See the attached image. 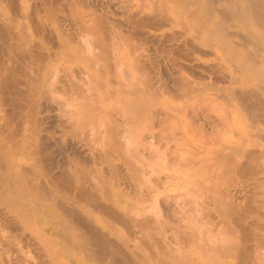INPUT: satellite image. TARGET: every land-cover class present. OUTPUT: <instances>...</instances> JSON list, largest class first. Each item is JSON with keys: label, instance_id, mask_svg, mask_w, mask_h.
<instances>
[{"label": "rangeland", "instance_id": "1", "mask_svg": "<svg viewBox=\"0 0 264 264\" xmlns=\"http://www.w3.org/2000/svg\"><path fill=\"white\" fill-rule=\"evenodd\" d=\"M164 1L165 0H161L159 2V5H160L159 6L157 4L158 2L155 3V0L153 1L141 0L140 3H138V0H131V2L129 0L128 1L127 0H120V1L119 0H116V1L114 0L113 1L112 0H15L14 1L13 0L12 4H11V1L9 0H0V3H1L0 10L6 13L8 12V14L10 13L12 15V18H13L12 28L13 29L15 28L14 31L16 32V34L20 33V35L16 36L15 38L16 41L15 40H14L15 42L13 41L14 47H12L11 49L15 51L23 50L22 48L25 49V48L34 47L35 49H37L36 54L32 55V57L28 56L26 58V61L28 62V64L27 62H25V65L27 64L26 72L23 69L24 67L21 66L22 67L21 69L23 70L21 71L20 77H24L23 74L25 75L27 73V75H30L33 78H37V79L41 78V80L45 78L43 81L45 82V84L46 83L48 84V85L46 84L47 86L46 85L45 86L47 89L50 88V90L46 89L45 92H40V93H37L36 95H33V98H31L29 102H26V101H24L25 103L22 102L21 104H24V105H20L21 106L20 108H22L23 111L22 109H18L19 115L17 114L16 109L14 110V106L13 104H11V101L9 99H8L9 101L2 100L4 103L2 102V104L0 105V108L1 109L3 108V110H1L0 112L2 113L4 111L3 115L5 117L8 116L6 118L8 120L7 121L8 123L6 125V123L4 122L5 123L4 125H6V127L12 126V128L15 126L14 128L17 131L16 132L17 139L22 136L19 139L23 140V142L20 140L19 141L16 140L18 141V143L17 142L15 143L16 145L13 143V144H10L11 146L9 145L8 147L4 149L5 153H7L5 155H9L8 157L6 156V159L10 161V157H11L13 158L12 162L15 163V166H14V163L11 164V167L9 166L10 171L11 169H13L16 174V173L21 172V170H23L22 168H25L26 174L27 175L29 174V175L25 176V178L23 179V182L25 180V183H26V179L30 178L28 179V181L32 182L33 186L36 185V188L40 187L38 185H41V187H44L42 188V190L44 189L42 194L40 193V195H43L44 198L43 200H39L37 197L38 195H36L38 194L39 190L38 191L34 190L31 187L30 182H29L30 184L29 183L25 184V186L27 185L28 188L31 187L30 188L31 190L29 191L32 194L33 198H31L32 196L31 197L27 196L30 198L23 202L20 201L18 205H15L13 207L11 206L12 208H10L7 205H4L6 194H4L3 192V195H2L3 190L0 189L1 191L0 192V237H1L0 238L1 239L0 240L1 242L0 243V247H1L0 254H2V256L0 257V261L2 259H3L2 261H5L0 264H10V263L13 264V261H14V264H48V262L50 261L51 262L49 264L51 263L52 264L53 263L54 264H61V263L62 264H65V263L66 264H74V263L75 264H90V263L91 264H102L104 263L103 262L104 258L105 260L108 259L107 257H105V255L102 256L98 254V252L92 250L90 246L83 247V246L78 245V241H79L78 238L80 235H77V233L79 230L85 231V229H87L86 226L88 225L90 226V228L91 227L96 228V229L98 228L97 230L100 231V233L103 232L102 235L103 236L105 235L113 246L115 243L118 245V246L116 245L117 247L122 246L123 248L122 247L120 248H122L125 251L126 256L132 260L133 264H157V263L158 264H186V263L187 264H206V263L212 264L213 262L214 264H240V262L242 264H246L245 262H243L244 254L241 248L243 246L248 247V244L250 243L251 244L249 246L255 245L254 243L258 244L257 241L255 242V238L260 235L262 238V236L264 235V225H263L264 224V209H263L264 206H262L264 205V184H263L264 183V173H263L264 171H261V169L259 170V168H256L257 166L256 164H258L259 161H260L259 163L260 165H263L264 163V127H263L264 126L263 125L264 115L257 114L256 116L258 117V120L260 119L259 117H261V120L258 121L257 117L252 115L254 113L250 112L247 108H245L244 110V106L239 102L237 98H235L230 93L231 89H240L239 88L240 86H246L250 82L244 75H242L244 74L243 73L244 71L243 69L241 71V66H240V62L238 58L239 56L237 57V59L236 57L234 59L224 58L221 56V54H219L221 50L219 49L218 46H214L210 44L211 46H213V47H210V45H208V43L206 42L204 45L203 39L202 38L200 39L202 34L200 32L199 25H203L204 23L203 26H205V24L208 23L210 18L220 16L219 12L215 10L213 11L211 15H204L203 10L205 6H204L203 0H196L193 3L192 2L186 3L184 2V0H179L181 1V5L186 4L188 6L187 10L188 12H190V13L187 12L186 17L187 15H190V16H188V18H186L185 20L187 21L190 20L189 18H192V16L194 18V20H192L193 19L192 18L189 21V22L194 21V23L188 24L187 21L185 20L184 22H179L176 20L177 19L175 15L176 13L174 14V12L179 6H181L179 5L178 0L177 2L174 0L172 1L167 0V2L163 3ZM152 2L155 3V4L153 3L154 5L157 4L156 6H158V8H154L152 6L153 5ZM132 3L134 4L132 5ZM137 4H139L140 6L142 4V7L140 8L139 5H138L139 7L136 6ZM143 4L145 5L144 7L148 6L149 9L143 8ZM173 4L176 6L175 10L172 9L174 8ZM167 5H169L168 6L169 8L167 7ZM164 6H166L168 9ZM217 6H220V5L217 4ZM137 7L138 9H136ZM151 8L152 9L154 8L153 9L154 12L151 10ZM155 9H156V12H155ZM129 10L132 12H130ZM147 10H148V13H147ZM171 10L173 11L171 12ZM24 11H27V12H24ZM167 13L169 14L168 16H166ZM144 14L147 17H149L150 15L149 20H148L150 21L149 24L144 25L141 30L134 28L129 18L137 17V15L138 17L143 18V17H146ZM93 19L97 22L93 21ZM173 19L175 20V22ZM197 19L199 20L197 21ZM200 19H202L201 20L202 22L200 21ZM171 20L174 23L173 22L171 23ZM22 22L23 24L21 25ZM107 22H108V28L106 25ZM177 22L179 24L181 23L183 27H181V24L179 25ZM197 22H199V24ZM96 23H98L99 25ZM93 24L95 25V27L93 26ZM111 24L112 26L114 25L113 29L110 28L112 27ZM97 25L99 28H97ZM157 25H160V26H157ZM251 26L249 25V28ZM152 27L153 29H151ZM230 27L232 31L243 30L242 26L236 23V21H234L233 24L228 25L229 30H230ZM18 28H21L22 30ZM106 28L107 30L105 31ZM178 28L179 30H177ZM253 28H254V25L252 26L251 29L257 32L260 31V27H257V30H255L256 28L254 29ZM171 30L173 31V34ZM114 31L116 34L114 33ZM195 32L197 33L195 34ZM211 33H213L212 36H214L215 33L214 32H211ZM24 34H26L27 36ZM111 35H114L113 36L114 38L112 37L113 39L111 38ZM121 35L123 36V38ZM169 35H172V36H169ZM234 35H232L231 38L233 42H236V46L238 47L242 43H239L238 40L240 38L236 34ZM103 37L104 39H102ZM196 38H199V40ZM86 39L87 41L89 39V42H86L85 41ZM110 39L112 40L111 42H110ZM118 39H120L121 41ZM21 40L23 41L21 42ZM114 41L116 43H114ZM166 41L168 43H166ZM104 43L109 46V48H107V51H108L107 54L109 55V58H111V60L110 59L109 60L114 62L115 64L114 65L112 62H110L111 66H109L110 69L108 68V70H107V66L105 65V62H103V58L101 57V54L105 52V51H101L106 46ZM136 43H137V46H135ZM0 44H1V41H0ZM113 45L114 46L116 45L118 47L116 51L114 50ZM175 48L176 49L178 48V49L176 50ZM239 48H241L240 49V51L242 50L241 52L239 51L238 48L236 50L242 54L244 52L243 49L245 50L247 48V45L244 46V48H243V45H241V47ZM124 50H127V51H124ZM121 51H124V52H121ZM118 52L121 55L120 56L121 59L119 57L120 61L117 58V56H119ZM209 52H210V55H208ZM114 53L115 54L117 53V55H115ZM189 53L192 55L190 56ZM203 53L204 55H201ZM94 55L96 56L97 59H95ZM216 55L218 56V58H215ZM160 57L162 58L160 59ZM230 59H232L231 60L232 62L230 61ZM213 60L214 62H212ZM117 61H119L118 65L121 63L122 65L121 67H124V68H120V70L125 71V72H120L119 70L113 69L116 67ZM92 62L95 64H93ZM190 62L191 63L193 62V63L191 64ZM202 62H204V64ZM7 63L11 64V62L8 60L6 61V64ZM173 63L175 64L172 65ZM188 63H190V65ZM198 64L201 66H199ZM112 65H114L115 67ZM224 66H225V70H224ZM234 66L236 67L233 68ZM94 68H97V69H94ZM93 69L95 71L92 72L91 70ZM232 69H233V72H232ZM97 70H99L98 71L99 75L101 74V77H99V75L96 76L98 80H96V78H94V76H92V74L90 73V72L92 73L96 72L98 74ZM234 70H235V73H234ZM236 70L238 71L236 72ZM201 71L203 72L201 73ZM85 72H87V74L89 73L88 76H86L87 74ZM239 72H242V73H239ZM120 73H121V76L119 75ZM227 73L229 75H227ZM233 73L234 75H238L237 76L238 78L236 80H234L233 77H231ZM82 74L84 77H82ZM239 74L244 76V78L239 76ZM141 75H142V78H141ZM144 75L146 76L145 78H144ZM147 75H148V78H147ZM47 76L48 78L46 79ZM80 76L82 78H85L86 76V78L82 79L80 78ZM109 78L112 82L109 81ZM177 78H180V79H177ZM207 78H208V81H206ZM212 78L214 79L213 81L215 83L212 81ZM183 79L185 80L184 81L185 83L183 82ZM47 80H49L50 83ZM105 80H107L108 82ZM122 80L123 81L125 80L124 82L126 84ZM116 83L119 85V87ZM136 83H137V86L139 87L136 86ZM181 83H182V86H181ZM186 83L189 85H187ZM206 83H208V85ZM141 84L142 86H140ZM191 84L195 86V88ZM125 85L126 86L128 85L127 88ZM177 85L179 86V88H176L178 87ZM196 85H199V86H197L196 88ZM201 85H203L204 87ZM186 86H187V89H186ZM21 87L24 88L23 85H21ZM51 87L52 88L54 87V90L53 89L51 90ZM191 87H193L194 89ZM131 88H133L135 91ZM55 90H56V93L54 92ZM191 92L195 95H193ZM52 93L54 94L52 95ZM120 93H121V96H123L122 98L120 96ZM212 93L213 94L215 93V95L218 97L217 100H216V96L213 95ZM199 94L203 97L201 98ZM93 95L94 97L90 98ZM134 95H136L137 97L141 95L138 98H141L142 107L141 106L139 107L138 109L139 111L136 113L134 117H130L125 112V110H123L124 106H122L121 104H123V102H125L130 97L132 98V96ZM143 95H145V97ZM185 96L186 97L190 96L189 100H187L188 97L186 99ZM66 97H68L69 99H67ZM193 97H195L196 99ZM224 97L226 100L225 102L226 105L224 104V101H225ZM63 98L65 100L66 99L69 100L67 101V104L64 103L65 101ZM59 100H60V103L62 102L61 104L58 103ZM219 100H222L223 103L221 101L218 102ZM211 101H212V104H211ZM68 102L70 106H72V108L74 109L72 110L70 108L71 110L68 109V112L72 114L74 113L77 114V115L74 114L73 116L70 114L73 121H71V118L69 119L68 117L69 114L68 116L66 115L68 113L66 109L67 106L66 107L63 106V105H68ZM229 102H231V105ZM183 103L184 105H182ZM213 103L215 105H213ZM37 104L39 107L36 106ZM119 104H120V107H119ZM115 106H116L115 108L116 110L114 109ZM184 106H187V107H184ZM226 106H228V108ZM31 107L34 110L36 108L37 109L33 111L32 109L30 110ZM240 107H241V110H240ZM64 108L66 109V114H63L65 112ZM83 108L84 109L86 108L85 110L90 112L89 114L93 113L94 115L92 114L90 116L91 118L88 117L89 116L88 112L86 111L88 114L87 116V114H84L85 110ZM78 109L82 111V113L78 111ZM219 109H222V110L219 111ZM121 110L122 112H119ZM226 110L227 112H225ZM31 111L33 112V114L36 113L34 114L35 120L33 119L34 117L33 114L29 113ZM72 111H74V113ZM14 112L16 113L14 114ZM220 112L222 114H219ZM11 113H12V116H11ZM243 113L245 115V119L243 117L244 116ZM125 114H127L128 116ZM137 114H138V117H137ZM80 115H83V116H80ZM225 115L227 117H225ZM232 115L233 117L231 119ZM18 116H21V118ZM27 117H31V120L30 118H27ZM77 118H78V121L76 120ZM86 118L87 119L89 118L87 122L90 121V123L88 124L84 123L87 120ZM84 119L85 121L83 122L82 120ZM111 119L114 120L115 123H117V126L115 125L116 127L112 125L113 128L112 127L110 128L111 126L110 123L112 122L110 121ZM127 119L129 120L133 119V120L130 123V121L129 120L127 121ZM221 119H222V122H221ZM249 119L250 121H248ZM16 120L17 122H14ZM79 120L81 121L79 122ZM101 120L103 123L101 122ZM115 120L116 121L118 120V121L116 122ZM62 121L65 123H63ZM75 121L77 122L75 123ZM78 122H79V125H78ZM235 122H238V123H235ZM80 123L83 124L84 127H80V126H83ZM94 123L96 124L95 127H94ZM135 123L137 124V126H134L136 125ZM231 123L233 124V127ZM247 123L249 124L247 125ZM74 124L78 126L76 127V125ZM108 124L110 125L108 126ZM224 124L226 126L228 124L230 125L226 127ZM20 127H21V130H20ZM34 127L36 130H33ZM111 129H114V133L117 130L118 132H120V133L117 132V134L120 135L123 133L121 136L123 137L124 135V137L125 136L127 137H125L124 139V137L121 138L119 135L118 137L115 134L114 135L115 138H113L114 136L112 135L113 132ZM125 129L127 130L125 131ZM100 130L103 133H101ZM247 132H249L248 133L249 135L247 134ZM252 132L253 134L255 133L256 135L255 134L253 135ZM241 133L243 135H241ZM18 134L19 135L21 134V136L18 137ZM24 135L25 137H23ZM29 136L31 138H29ZM32 136H35V138ZM116 136H117V140H116ZM106 137L108 138L107 140L105 139ZM24 138H27V139H24ZM28 138L33 143L30 142ZM118 138L119 139L121 138V139L119 140ZM114 139L115 141H113ZM25 140L26 141L28 140V141L26 142ZM245 140L247 141L249 140V142L246 143L247 141ZM114 142H117L118 145L115 144ZM238 144H240L242 148H240ZM247 144H249L250 146ZM13 146H16V148L14 149ZM199 146L200 147L202 146L201 149H205V150H199L200 148ZM235 146H237V148ZM247 146H249V149ZM256 146H258L259 148ZM9 147L10 148L13 147L15 151L14 152L11 149L12 155L14 154L13 157L10 154L11 152L10 153L7 152V151H10ZM209 148H211V150ZM243 148H245L247 151H250V150L256 151V154L252 161L251 159L249 160V156H247L248 154L243 155L246 151ZM218 149L219 151H217ZM223 149H225L226 151ZM237 149H240V150H237ZM220 150H223L224 152L221 153ZM187 152H190V153H187ZM236 152L238 155H242V157L237 156ZM241 152L243 153L241 154ZM226 153L229 154L230 158L229 156H227ZM222 154L223 155L226 154L225 156L228 157V160H227V157L222 156ZM33 156L35 157L33 158ZM222 157L223 159L224 158L225 159L222 160ZM233 157H236L237 159ZM230 159H232L231 160L232 162L237 161L238 165L236 166L237 164L236 162L235 166H230L234 164L232 162H231L232 164L231 163L229 164ZM247 159L251 167L255 166V168H252L250 170L247 169V171L246 169L244 171L240 170L239 166L245 163L247 164L248 163ZM32 166H34V168ZM37 167L38 169H36ZM15 169H19V170H15ZM44 170H47L49 176L50 175L56 176L57 174L62 175V173H66L68 175L70 187L62 188L60 190L61 192L60 191L57 192L56 190H54L55 191V195H54L52 193L53 190H51L50 192V190L48 189L49 187L47 186V181H48L47 179L49 177H47L48 175L44 173L45 172ZM14 171H13V174H14ZM16 171H19V172H16ZM223 171L224 172L226 171V172L224 173ZM42 172L43 174H41ZM241 173H242V176H241ZM256 173L257 174L259 173V175H257ZM260 173H263V174H260ZM248 174H250V176ZM84 178L85 179L87 178V179L83 180ZM87 180H88V183H87ZM254 180H257V181H254ZM93 183L94 185L95 183L96 184L98 183V185L96 186L98 189L94 185H92ZM90 184L92 186H90ZM76 185L77 187H75ZM81 187L83 188L86 187L87 189H89V187H92V189H90L89 192L90 191L93 192L95 190V192H97L95 193L97 194L96 197L91 198V197L85 196L84 193H81V191H79ZM64 190L66 191L64 192ZM40 192H41V189H40ZM230 193H232L233 195L232 196L233 202L229 198ZM78 194L81 196H78ZM3 196H5V198ZM34 197L35 199L37 197V199L40 202H38L37 199L35 200ZM64 197L66 198L68 197L69 200L65 201L66 199ZM60 198L62 199V201ZM183 198L186 199V200L184 199V203L186 202V208L188 207L187 208L188 210H186V212L184 211V213L181 214V211L179 210H180V206L183 203ZM1 201L4 203H2ZM257 201L260 203H258ZM65 202H67V204ZM233 203L235 205H233ZM20 204L21 205L23 204L22 207ZM66 207L67 208L72 207L71 209L73 210L75 215L80 216L79 222L76 220H73V218L68 216L67 214L66 215L64 214ZM251 207H254V208H251ZM174 208H176V210L179 211V213L175 211ZM31 209L32 210L34 209V210L32 211ZM248 210H251V211H248ZM193 211L194 213L196 211L195 215H193ZM187 212L188 213L190 212V214L192 213L191 214L193 215L192 219L193 217L197 215V218H195L194 220H197V219L198 220L194 221L195 223L192 222L191 215H189ZM249 212H250V215L248 214ZM184 214L188 216V219L190 218L189 220L191 221V223L189 220L187 221L186 219L187 217H185ZM62 215H64V217ZM83 216H85V218ZM258 216L259 217L261 216L263 219L261 217L259 218ZM61 218L63 220H61ZM241 218H244V219H241ZM33 222L35 223L33 224ZM245 225L247 226L246 228H245ZM256 227L258 228V231H256L257 230ZM178 228L180 229L176 233L177 231L176 229ZM244 229H245V232H244ZM75 230H77V232ZM211 230H214V233H212ZM207 231L210 234H208ZM186 232L189 235H187ZM257 232H259L258 235H257ZM45 233L47 235H45ZM43 234H44V238H46L45 240L44 238H42ZM75 234L78 237L75 236ZM211 234L215 235L214 236L215 238L213 237V235L211 236ZM184 236L186 239L184 238ZM181 237H183L184 239ZM167 239H169V241ZM172 240L174 241L173 243H172ZM262 240L264 242V238H262ZM48 241L50 243L47 245ZM72 242L73 244H71ZM236 242H238V244ZM232 243L234 245H232ZM210 244H214V245H210ZM217 246L218 247L221 246V247L218 248ZM225 246L227 249L225 248ZM231 246L232 248L234 247V249L230 248ZM81 247H83L84 250L81 249ZM167 249L172 250L173 252L168 250V252H170L168 253ZM1 250L3 253L1 252ZM198 250L201 253H199ZM238 250H241V252ZM164 252L165 254L163 255ZM239 255L241 256L239 257ZM55 256L57 257L58 260H54ZM206 257H209L210 259ZM50 258L53 259L54 262H52ZM66 259H68V261ZM8 260H10L9 261L10 263H8ZM62 261H64L65 263ZM259 264H264V261Z\"/></svg>", "mask_w": 264, "mask_h": 264}, {"label": "bare ground", "instance_id": "2", "mask_svg": "<svg viewBox=\"0 0 264 264\" xmlns=\"http://www.w3.org/2000/svg\"><path fill=\"white\" fill-rule=\"evenodd\" d=\"M9 1H11V4L13 3V0H9ZM15 1V0H14ZM113 1V0H112ZM114 1H116V0H114ZM120 1V0H119ZM128 1V0H127ZM130 2H131V0H129ZM141 1V0H140ZM140 1L138 0V3H140ZM151 1H153V0H151ZM161 0H155V3H157L158 5H159V2H160ZM170 1V0H169ZM172 1V0H171ZM174 1H176L177 2V0H174ZM194 1H196V0H184V2H194ZM94 2V1H93ZM165 2H167V0H165L163 3H165ZM175 2V3H176ZM178 2H179V5H181V1H179L178 0ZM203 2H204V10H203V14L204 15H211L212 13H213V11H215V10H217L218 12H219V14H220V16H218V17H214V18H210L209 19V21H208V23L207 24H205V26H203L204 25V23H203V25H199V29H200V32H201V34H202V36L200 37V39L202 38L203 39V42H204V45H205V42L206 43H208V45H214V46H218L219 47V49L221 50V52L219 53V54H221V56L222 57H224V58H235L236 57V59H237V57L239 58V62H240V66H241V71H242V69H243V73L244 74H242V75H244L247 79H248V81H250L249 83H248V85H246V86H240L239 88L240 89H231V91H230V93L235 97V98H237L238 100H239V102L244 106V110H245V108H247L250 112H252V113H254V114H252L253 116H255V117H257L256 115L257 114H260V115H264V0H203ZM128 3V2H127ZM141 3H143V2H141ZM145 3V2H144ZM151 3V2H150ZM154 2H152V4H153ZM154 3V4H155ZM162 3V4H163ZM174 3V4H175ZM125 4V3H124ZM131 4V3H130ZM129 4V5H130ZM134 3H132V5H133ZM151 4V5H152ZM152 5L154 8H158V6H156V5ZM173 4V6H174V8H172L173 10H175L176 9V4L174 5ZM217 4L218 5H220V6H217ZM0 5H1V3H0ZM24 5V4H23ZM23 5H21V6H23ZM128 5V6H129ZM139 4H137L136 6H138ZM150 5V6H151ZM7 6H8V4H7ZM124 6V5H123ZM126 6V5H125ZM131 6V5H130ZM135 6V7H136ZM140 6V5H139ZM138 6V7H139ZM145 5L143 4V8H147V9H149V7L148 6H146V7H144ZM151 6V7H152ZM160 6V5H159ZM169 5H167V7H168ZM172 6V7H173ZM1 7V6H0ZM138 7L136 8V9H138ZM142 7V4H141V6H140V8ZM164 7H166V6H164ZM166 7V8H167ZM190 7V6H189ZM193 7V6H192ZM153 8V9H154ZM159 8H161V7H159ZM169 8V7H168ZM167 8V9H168ZM4 9H5V7H4ZM153 9L151 8V10L153 11ZM165 9V8H164ZM170 9H171V7H170ZM188 6L186 5V4H182L181 6H179L176 10H175V12H174V14L176 15V20L177 21H179V22H184V20L186 19V18H188V16H190V15H187V17H186V14H187V12H188ZM3 10V9H2ZM15 10V9H14ZM125 10H127V9H125ZM140 10V9H139ZM173 10H171V12L173 11ZM9 11V10H8ZM16 11V10H15ZM130 11V10H129ZM21 12H23V11H21ZM20 12V13H21ZM24 12H27V11H24ZM130 12H132V11H130ZM129 12V13H130ZM140 12V11H139ZM154 12V11H153ZM155 12H156V9H155ZM164 12V11H163ZM167 12V11H166ZM166 12H165V14H166ZM0 41H1V44H0V105L2 104V100H10L11 101V104H13V106H14V110L16 109V112H17V114L19 113L18 112V109H22V108H20L21 106L20 105H24V104H21L22 102H24V101H26V102H29L30 101V99L31 98H33V95H36L37 93H40V92H45L46 91V86L48 85L47 83V85L45 84V82L43 81L44 79H42L41 80V78L40 79H37V78H33V77H31L30 75H27V73L24 75L23 74V76L24 77H20V75H21V71L24 69V71L26 72V70H27V64H28V62L26 61V58L28 57V56H31L32 57V55H34V54H36V50L37 49H35L34 47L33 48H22L23 50H18V51H15V50H12L11 48L12 47H14L13 46V41L15 40V38H16V36H18V35H20V33L18 34H16V32L14 31L15 30V28L13 29L12 28V22H13V18H12V15L9 13L8 14V12L6 13V12H3V11H1L0 10ZM145 13V12H144ZM147 13H148V10H147ZM146 13V14H147ZM151 13V12H150ZM188 13H190V12H188ZM192 13V12H191ZM198 13V12H197ZM143 14V13H142ZM157 14H158V12H157ZM160 14V13H159ZM162 14V13H161ZM202 14V15H203ZM28 15V14H27ZM99 15V14H98ZM139 15V14H138ZM138 15H137V17H131V16H129V17H131V18H129L130 19V22H131V24L133 25V27L134 28H136V29H139V30H141L142 28H143V26L144 25H147V24H149V22L150 21H148L149 20V17H150V15H149V17H147L145 14V16L146 17H143V18H140V17H138ZM154 15H156V14H154ZM163 15V14H162ZM169 14L167 13V15L166 16H168ZM174 15V16H175ZM198 15V14H197ZM14 16V15H13ZM18 16H20V15H18ZM29 16V15H28ZM126 16H127V14H126ZM136 16V15H135ZM153 16V15H152ZM15 17V16H14ZM90 17V16H89ZM97 17V16H96ZM160 17V16H159ZM172 17V16H171ZM201 17V16H200ZM27 18V17H26ZM164 18V17H163ZM174 18V17H173ZM192 18H193V16H192ZM192 18H189L190 20L192 19ZM195 18H196V16H195ZM106 19V18H105ZM121 19V18H120ZM127 19V18H126ZM169 19V18H168ZM206 19V18H205ZM22 20V19H21ZM83 20H85V19H83ZM107 20V19H106ZM161 20V19H160ZM170 20V19H169ZM174 20V19H173ZM190 20H185V21H187V23L189 24V23H194V21L193 22H189ZM192 20H194V18L192 19ZM196 20V19H195ZM199 19H197V21H198ZM202 19H200V21H201ZM28 21V20H27ZM80 21V20H79ZM93 21H95L94 19H93ZM153 21H155V20H153ZM166 21V20H165ZM204 21V20H203ZM234 21H236V23H238V24H240L241 26H242V28H243V30H240V31H232L231 30V27H230V30H229V28H228V25L229 24H233L234 23ZM38 22V21H37ZM42 22V21H41ZM95 22H97V21H95ZM160 22V21H159ZM173 21L171 20V23H172ZM174 22H175V20H174ZM173 22V23H174ZM196 22V21H195ZM202 22V21H201ZM93 23V22H92ZM99 23V22H98ZM98 23H96V24H98ZM104 23V22H103ZM152 23V22H151ZM158 23V22H157ZM156 23V24H157ZM164 23V22H163ZM178 23V22H177ZM198 24H199V22H197ZM23 24V22L21 23V25ZM37 24V23H36ZM80 24V23H79ZM100 24V23H99ZM98 24V25H99ZM165 24H167V23H165ZM179 24V23H178ZM181 24V23H180ZM179 24V25H180ZM200 24H202V23H200ZM20 25V26H21ZM90 25V24H89ZM88 25V26H89ZM98 25H97V28H99L98 27ZM107 28H108V22H107ZM110 25V24H109ZM151 25V24H150ZM164 25V24H163ZM184 25V24H183ZM194 25V24H193ZM249 25L251 26H253L254 25V28H256L255 30H257V27H260V31H253L251 28H252V26L249 28ZM19 26V27H20ZM36 26V25H35ZM85 26V25H84ZM93 26L95 27V25L93 24ZM111 26H112V24H111ZM114 26V25H113ZM113 26L112 27H110V28H112L113 29ZM149 26V25H148ZM147 26V27H148ZM156 26V25H155ZM157 26H160V25H157ZM257 26V27H256ZM24 27V26H23ZM93 27V28H94ZM171 27V26H170ZM181 27H183L182 26V24H181ZM104 28H105V26H104ZM107 28L105 29V31L107 30ZM156 28V27H155ZM154 28V29H155ZM159 28V27H158ZM191 28H192V26H191ZM193 28H194V26H193ZM195 28H196V26H195ZM253 28V29H254ZM18 29H21V28H18ZM42 29V28H41ZM87 29V28H86ZM151 29H153V27L151 28ZM22 30V29H21ZM110 30V29H109ZM131 30V29H130ZM177 30H179V28L177 29ZM17 31V30H16ZM172 31V30H171ZM170 31V32H171ZM18 32V31H17ZM19 32H20V30H19ZM22 32V31H21ZM179 32V31H178ZM211 32H214L215 34H214V36H212V34L213 33H211ZM85 33V32H84ZM89 33V32H88ZM114 33H115V31H114ZM124 33V32H123ZM135 33V32H134ZM193 33V32H192ZM191 33V34H192ZM197 32H195V34H196ZM116 34V33H115ZM114 34V35H115ZM120 34V33H119ZM122 34V33H121ZM132 34V33H131ZM143 34V33H142ZM150 34V33H149ZM172 34H173V31H172ZM234 34H236L238 37V41H239V43H242L241 45H243V48H244V46H246L247 45V48L244 50L243 48V53L241 54V53H239L236 49L238 48L239 49V51H240V49L241 48H239V47H241V45L240 46H236V42H233V40H232V35H234ZM24 35H26V34H24ZM23 35V36H24ZM87 35V34H86ZM114 35H111V38L114 36ZM140 35V34H139ZM146 35V34H145ZM164 35V34H163ZM27 36V35H26ZM84 36V35H83ZM94 36V35H93ZM102 36V35H101ZM122 36V35H121ZM134 36V35H133ZM153 36V35H152ZM169 36H172V35H169ZM168 36V37H169ZM178 36V35H177ZM189 36H191V35H189ZM199 36V35H198ZM235 36V35H234ZM25 37V36H24ZM85 37V36H84ZM89 37V36H88ZM106 37V36H105ZM108 37V36H107ZM117 37V36H116ZM132 37V36H131ZM183 37V36H182ZM188 37V36H187ZM236 37V36H235ZM19 38H20V36H19ZM18 38V39H19ZM23 38V37H22ZM101 38V37H100ZM114 38V37H113ZM112 38V39H113ZM118 38V37H117ZM116 38V39H117ZM120 38V37H119ZM122 38H123V36H122ZM121 38V39H122ZM126 38V37H125ZM124 38V39H125ZM153 38V37H152ZM173 38V37H172ZM94 39V38H93ZM102 39H104V37L102 38ZM150 39V38H149ZM148 39V40H149ZM183 39V38H182ZM182 39H180V40H182ZM195 39V38H194ZM196 39H198L199 40V38H196ZM92 40V39H91ZM118 40H120V39H118ZM118 40H116V41H118ZM128 40V39H127ZM161 40V39H160ZM191 40H193V39H191ZM16 41V40H15ZM14 41V42H15ZM23 40H21V42H22ZM26 41V40H25ZM86 42H89V39H88V41H87V39L85 40ZM106 41V40H105ZM112 40L110 39V42H111ZM121 41V40H120ZM154 41H156V40H154ZM173 41V40H172ZM237 41V40H236ZM85 42V43H86ZM123 42V41H122ZM137 42V41H136ZM143 42V41H142ZM151 42V41H150ZM181 42V41H180ZM179 42V43H180ZM190 42V41H189ZM194 42H196V41H194ZM198 42V41H197ZM202 42V43H203ZM91 43V42H90ZM114 43H116L115 41H114ZM113 43V44H114ZM166 43H168L167 41H166ZM172 43V42H171ZM178 43V44H179ZM188 43V42H187ZM17 44V43H16ZM19 44H21V43H19ZM31 44V43H30ZM83 44V43H82ZM105 44V43H104ZM163 44V43H162ZM181 44V43H180ZM201 44V43H200ZM34 45V44H33ZM40 45V44H39ZM92 45V44H91ZM106 45V44H105ZM117 45V44H116ZM115 45V46H116ZM121 45V44H120ZM128 45V44H127ZM172 45V44H171ZM188 45V44H187ZM190 45H191V43H190ZM210 45V47H213V46H211ZM238 45V44H237ZM114 46V45H113ZM113 47L114 48V50L116 51L117 49H118V47L116 46V47ZM135 46H137V43H136V45ZM151 46V45H150ZM159 46V45H158ZM170 46V45H169ZM195 46V45H194ZM237 48H236V47ZM16 47H17V45H16ZM15 47V48H16ZM37 47V46H36ZM60 47V46H59ZM102 47H104V46H102ZM120 47V46H119ZM127 47V46H126ZM132 47V46H131ZM154 47V46H153ZM201 47V46H200ZM107 48H109V46L108 45H106L104 48H103V50H101V51H105V52H103L102 54H103V56H102V54H101V57L103 58V62H105V65L107 66V70H108V68L110 69V67L109 66H111V64H110V62H112V61H110L111 60V58H109V55L107 54ZM113 48H111V49H113ZM116 48V49H115ZM125 48V47H124ZM194 48V47H193ZM192 48V49H193ZM19 49H20V47H19ZM126 49V48H125ZM130 49V48H129ZM176 49V48H175ZM178 49V48H177ZM176 49V50H177ZM87 50V49H86ZM123 50V49H122ZM134 50V49H133ZM132 50V51H133ZM171 50V49H170ZM187 50V49H186ZM190 50V49H189ZM204 50V49H203ZM41 51V50H40ZM67 51V50H66ZM79 51V50H78ZM124 51H127V50H124ZM124 51H121V52H124ZM163 51V50H162ZM172 51V50H171ZM174 51V50H173ZM183 51V50H182ZM191 51V50H190ZM196 51H198V50H196ZM242 51V50H241ZM240 51V52H241ZM112 52V51H111ZM114 52V51H113ZM157 52V51H156ZM165 52V51H164ZM177 52V51H176ZM206 52V51H205ZM98 53H100V52H98ZM133 53V52H132ZM159 53V52H158ZM161 53V52H160ZM215 53V52H214ZM115 54V53H114ZM118 54H119V52H118ZM130 54H131V52H130ZM134 54V53H133ZM184 54V53H183ZM190 54V53H189ZM239 54V55H238ZM115 55H117V53L115 54ZM150 55V54H149ZM148 55V56H149ZM171 55V54H170ZM192 54H190V56H191ZM195 55V54H194ZM201 55H204V53L203 54H201ZM208 55H210V52H209V54ZM218 55V54H217ZM216 55V57L215 58H218V56ZM95 56V55H94ZM121 55L119 54V56H117V58L119 59V57H120ZM184 56V55H183ZM206 56V55H205ZM88 57V56H87ZM132 57H133V55H132ZM178 57V56H177ZM188 57H189V55H188ZM35 58V57H34ZM40 58V57H39ZM94 58V57H93ZM99 58H100V56H99ZM117 58H115V59H117ZM162 57H160V59H161ZM173 58V57H172ZM184 58V57H183ZM193 58V57H192ZM214 58V59H215ZM95 59H97L96 58V56H95ZM110 59V60H109ZM113 59V58H112ZM120 59H121V57H120ZM120 59H119V61H120ZM127 59V58H126ZM179 59V58H178ZM190 59V58H189ZM197 59V58H196ZM219 59H220V57H219ZM10 61L11 62V64H6V61ZM39 60V59H38ZM42 60V59H41ZM114 60V59H113ZM171 60V59H170ZM176 60V59H175ZM187 60V59H186ZM198 60V59H197ZM222 60H223V58H222ZM227 60H229V59H227ZM232 59H230V61H231ZM92 61H93V59H92ZM115 61V60H114ZM119 61H117V65H116V67L114 66L115 64H114V62H112L114 65H112V66H114L115 68H113L114 70L116 69V70H119L120 72H125V71H121L120 70V68H124V67H121L122 65H121V63L118 65V63H119ZM201 61V60H200ZM25 62H27V64L25 65ZM127 62V61H126ZM125 62V63H126ZM153 62V61H152ZM165 62V61H164ZM170 62V61H169ZM185 62V61H184ZM187 62V61H186ZM195 62V61H194ZM198 62V61H197ZM209 62H211V61H209ZM212 62H214V60L212 61ZM217 62V61H216ZM229 62V61H228ZM232 62V61H231ZM44 63V62H43ZM91 63V62H90ZM93 63V62H92ZM101 63H102V61H101ZM122 63H123V61H122ZM191 63V62H190ZM190 63H188L189 65H190ZM193 63V62H192ZM191 63V64H192ZM201 63V62H200ZM199 63V64H200ZM203 64H204V62H202ZM206 63V62H205ZM24 64V65H23ZM93 64H95V63H93ZM175 63H173L172 65H174ZM198 64V65H199ZM207 64H208V62H207ZM238 64V63H237ZM170 65V64H169ZM178 65V64H177ZM183 65V64H182ZM195 65V64H194ZM196 65H197V63H196ZM24 67L23 69H21L22 67ZM33 66V65H32ZM56 66V65H55ZM90 66V65H89ZM99 66V65H98ZM105 66V67H106ZM151 66V65H150ZM185 66V65H184ZM199 66H201V65H199ZM215 66V65H214ZM58 67V66H57ZM88 67V66H87ZM91 67V66H90ZM181 67V66H180ZM191 67H192V65H191ZM203 67V66H202ZM209 67V66H208ZM236 66H234L233 68H235ZM30 68V67H29ZM68 68V67H67ZM148 68V67H147ZM58 69V68H57ZM90 69V68H89ZM94 69H97V68H94ZM91 70L92 72L93 71H95V70ZM156 69V68H155ZM164 69H165V67H164ZM166 69H168V68H166ZM173 69H174V67H173ZM175 69H177V68H175ZM193 69H194V67H193ZM199 69H201V68H199ZM216 69V68H215ZM219 69H220V67H219ZM238 69H239V67H238ZM40 70V69H39ZM83 70V69H82ZM104 70V69H103ZM123 70V69H122ZM139 70V69H138ZM142 70V69H141ZM151 70V69H150ZM171 70V69H170ZM224 70H225V66H224ZM99 70H97V72H98ZM154 71V70H153ZM178 71V70H177ZM194 71V70H193ZM223 71V70H222ZM238 70H236V72H237ZM88 72H89V70H88ZM92 72H90L91 74H92V76H94V78H96V80H98L97 79V75H99V72H98V74L96 73V72H94V73H92ZM109 72V71H108ZM113 72V71H112ZM115 72V71H114ZM137 72V71H136ZM144 72V71H143ZM179 72V71H178ZM181 72V71H180ZM188 72V71H187ZM203 71H201V73H202ZM207 72V71H206ZM211 72H212V70H211ZM217 72H218V70H217ZM224 72V71H223ZM228 72V71H227ZM232 72H233V69H232ZM86 74H87V72H85ZM111 73V72H110ZM119 73V72H118ZM117 73V74H118ZM170 73V72H169ZM172 73V72H171ZM192 73V72H191ZM231 73V72H230ZM234 73H235V70H234ZM234 73H233V75L231 76V77H233V79L234 80H236L238 77V75H234ZM239 73H242V72H239ZM85 74V75H86ZM89 74V73H88ZM88 74L86 75V76H88ZM90 74V75H91ZM94 74V75H93ZM116 74V73H115ZM123 74V73H122ZM142 74H144V73H142ZM175 74V73H174ZM178 74V73H177ZM186 74V73H185ZM220 74V73H219ZM226 74V73H225ZM224 74V75H225ZM40 75V74H39ZM89 75V76H90ZM120 76H121V73L119 74ZM124 75H125V73H124ZM126 75H127V73H126ZM134 75H136V74H134ZM173 75V74H172ZM181 75V74H180ZM190 75V74H189ZM227 75H229L228 73H227ZM241 74H239V76H241L242 78H244V76H242ZM50 76H51V74H50ZM86 76H85V78H86ZM175 76V75H174ZM82 77H84L83 76V74H82ZM81 76H80V78H82ZM99 77H101V74L99 75ZM146 76L144 75V78H145ZM154 77V76H153ZM184 77H185V75H184ZM188 77V76H187ZM206 77V76H205ZM211 77H212V75H211ZM220 77V76H219ZM21 78V79H20ZM23 78V79H22ZM48 78V76L46 77V79ZM85 78H82V79H85ZM139 78V77H138ZM141 78H142V75H141ZM147 78H148V75H147ZM176 78V77H175ZM182 78V77H181ZM213 78H215V77H213ZM212 78V81L214 80ZM81 79V80H82ZM91 79V78H90ZM103 79V78H102ZM120 79V78H119ZM177 79H180V78H177ZM187 79V78H186ZM201 79V78H200ZM199 79V80H200ZM230 79V78H229ZM51 80H52V78H51ZM117 80H118V78H117ZM126 80V79H125ZM124 80V81H125ZM146 80V79H145ZM144 80V81H145ZM175 80V79H174ZM195 80V79H194ZM210 80V79H209ZM241 80V79H240ZM243 80V79H242ZM49 83H50V81L49 80H47ZM85 81V80H84ZM99 81H100V79H99ZM105 81H107V80H105ZM109 81H111L110 80V78H109ZM123 81V80H122ZM123 81V82H124ZM132 81H134V80H132ZM185 80L183 79V82H184ZM188 81V80H187ZM206 81H208V78H207V80ZM225 81V80H224ZM230 81V80H229ZM82 82V81H81ZM86 82V81H85ZM108 82V81H107ZM112 82V81H111ZM181 82H182V80H181ZM192 82V81H191ZM190 82V83H191ZM196 82V81H195ZM194 82V83H195ZM197 82H199V81H197ZM211 82V81H210ZM214 82V81H213ZM212 82V83H213ZM219 82V81H218ZM221 82V81H220ZM87 83V82H86ZM99 83V82H98ZM100 83H101V81H100ZM125 83V82H124ZM185 83V82H184ZM189 83V82H188ZM209 83V82H208ZM208 83H206L207 85H208ZM215 83V82H214ZM51 84H52V82H51ZM88 84V83H87ZM97 84V83H96ZM117 84V83H116ZM126 84V83H125ZM128 84V83H127ZM150 84H151V82H150ZM187 84V83H186ZM185 84V85H186ZM225 84V83H224ZM21 85H23L24 86V88H22L21 87ZM46 85V86H45ZM54 85V84H53ZM52 85V86H53ZM109 85V84H108ZM118 85V84H117ZM173 85V84H172ZM187 85H189V84H187ZM192 85V84H191ZM93 86V85H92ZM126 86V85H125ZM128 86V85H127ZM127 86H126V88H127ZM136 86H137V83H136ZM140 86H142V84L140 85ZM160 86V85H159ZM178 86V85H177ZM181 86H182V83H181ZM193 86V85H192ZM197 86H199V85H196V88H197ZM201 86H203V85H201ZM206 86V85H205ZM213 86V85H212ZM215 86H216V84H215ZM56 87V86H55ZM97 87H98V85H97ZM118 87H119V85H118ZM117 87V88H118ZM123 87V86H122ZM137 87H139V86H137ZM185 87V86H184ZM184 87H183V89H184ZM194 88H195V86H193ZM193 87H191V88H193ZM204 87V86H203ZM202 87V88H203ZM214 87V86H213ZM57 88V87H56ZM59 88V87H58ZM130 88V87H129ZM134 88V87H133ZM133 88H131V89H133ZM141 88V87H140ZM157 88V87H156ZM174 88V87H173ZM176 88H179V86L178 87H176ZM193 88V89H194ZM201 88V89H202ZM210 88H212V87H210ZM210 88H209V90H210ZM216 88V87H215ZM54 90V87L52 88L51 87V90ZM89 89V88H88ZM111 89V88H110ZM113 89V88H112ZM144 89V88H143ZM186 89H187V86H186ZM204 89V88H203ZM47 90H50V88H48ZM130 90V89H129ZM134 90V89H133ZM141 90V89H140ZM149 90V89H148ZM182 90V89H181ZM82 91V90H81ZM112 91V90H111ZM135 91V90H134ZM147 91V90H146ZM157 91V90H156ZM174 91V90H173ZM183 91H185V90H183ZM201 91V90H200ZM55 93H56V90L54 91ZM61 92V91H60ZM119 92V91H118ZM130 92V91H129ZM142 92V91H141ZM190 92V91H189ZM193 92V91H192ZM191 92V93H192ZM195 92H197V91H195ZM202 92V91H201ZM208 92V91H207ZM50 93V92H49ZM48 93V94H49ZM112 93V92H111ZM124 93V92H123ZM221 93V92H220ZM43 94V93H42ZM54 93H52V95H53ZM88 94V93H87ZM109 94H110V92H109ZM119 94V93H118ZM126 94V93H125ZM128 94V93H127ZM135 94V93H134ZM150 94V93H149ZM148 94V95H149ZM169 94V93H168ZM181 94V93H180ZM193 94V93H192ZM201 94V93H200ZM199 94V95H200ZM213 94V93H212ZM219 94V93H218ZM61 95V94H60ZM138 95V94H137ZM166 95V94H165ZM184 95V94H183ZM187 95H189V94H187ZM191 95V94H190ZM193 95H195V94H193ZM198 95V96H199ZM213 95H215V93L213 94ZM222 95H223V93H222ZM32 96V97H31ZM38 96V95H37ZM43 96V95H42ZM110 96V95H109ZM120 96H121V93H120ZM141 95H139L138 97H140ZM144 97H145V95H143ZM150 96V95H149ZM158 96V95H157ZM174 96V95H173ZM201 96V95H200ZM208 96V95H207ZM216 96V95H215ZM92 97H94V95L93 96H91L90 98H92ZM123 96H121V98H122ZM125 97V96H124ZM136 95H134V96H132V98L129 100V99H127L126 100V98H128V97H126L125 98V102H123V104H121L122 106H124L123 107V110H125V112L130 116V117H134L135 115H136V113L139 111L138 109H139V107L141 106V104H142V102H141V98H138ZM148 97V96H147ZM152 97V96H151ZM181 97V96H180ZM183 97V96H182ZM186 97V96H185ZM184 97V98H185ZM188 97V96H187ZM187 97H186V99H187ZM203 96H201V98H202ZM67 99H69L68 97H66ZM87 98V97H86ZM89 98V97H88ZM119 98V97H118ZM189 98H190V96L188 97V99L187 100H189ZM192 98V97H191ZM193 98H195V97H193ZM198 98V97H197ZM205 98V97H204ZM210 98H212V97H210ZM217 96H216V100H217ZM223 98V97H222ZM222 98H220V99H222ZM62 99V98H61ZM60 99V100H61ZM64 99V98H63ZM65 100L64 99V103H66L67 104V101H69V100ZM151 99V98H150ZM153 99V98H152ZM196 99V98H195ZM208 99V98H207ZM214 99H215V97H214ZM213 99V100H214ZM8 100V101H9ZM37 100V99H36ZM47 100V99H46ZM50 100V99H49ZM60 100L58 101V103L59 104H61L60 103ZM90 100V99H89ZM124 100V99H123ZM143 100V99H142ZM172 100V99H171ZM184 100V99H183ZM190 100H192V99H190ZM215 100V101H216ZM224 100H225V97H224ZM230 100H231V98H230ZM233 100H234V98H233ZM236 100V99H235ZM237 100V101H238ZM53 101V100H52ZM63 101V100H62ZM91 101V100H90ZM89 101V102H90ZM118 101V100H117ZM120 101V100H119ZM121 101H122V99H121ZM155 101V100H154ZM158 101V100H157ZM207 101V100H206ZM222 102L223 103V101L222 100H219L218 102ZM228 101V100H227ZM182 102V101H181ZM184 102V101H183ZM190 102V101H189ZM195 102H196V100H195ZM199 102H200V100H199ZM214 102V101H213ZM225 102H226V100L224 101V104H225ZM235 102V101H234ZM4 103V102H3ZM25 103V102H24ZM31 103V102H30ZM34 103V102H33ZM37 103V102H36ZM87 103V102H86ZM120 103H122V102H120ZM185 103V102H184ZM184 103L182 104V105H184ZM230 103V105H231V102H229ZM228 103V104H229ZM28 104V103H27ZM35 104V103H34ZM177 104V103H176ZM186 104V103H185ZM211 104H212V101H211ZM237 104V103H236ZM63 105V104H62ZM69 105V106H68ZM68 105H63V106H67L66 107V109H67V112H68V109H72V110H74L73 108H72V106H70V104H69V102H68ZM90 105V104H89ZM144 105V104H143ZM156 105V104H155ZM213 105H215L214 103H213ZM222 105V104H221ZM226 105V104H225ZM239 105V104H238ZM237 105V106H238ZM5 106V105H4ZM29 106V105H28ZM32 106V105H31ZM36 106H38V104L36 105ZM86 106V105H85ZM94 106V105H93ZM206 106H208V105H206ZM229 106V105H228ZM228 106H226L227 108H228ZM11 107V106H10ZM23 107V106H22ZM39 107V106H38ZM69 107V108H68ZM111 107H113V106H111ZM118 107V106H117ZM119 107H120V104H119ZM142 107V106H141ZM184 107H187V106H184ZM242 107V106H241ZM241 107H240V110H241ZM106 108V107H105ZM116 108V106L114 107V109ZM125 108V109H124ZM214 108H216V107H214ZM218 108H219V106H218ZM224 108V107H223ZM238 108V107H237ZM32 109V107L30 108V110ZM37 109V108H36ZM35 109V110H36ZM65 109V108H64ZM63 109V110H64ZM66 109H65V112L63 113V114H66ZM70 109V110H71ZM84 109V108H83ZM86 109V108H85ZM84 109V110H85ZM103 109V108H102ZM122 109V108H121ZM191 109V108H190ZM225 109V108H224ZM231 109V108H230ZM243 109V108H242ZM1 110H3V108L1 109L0 108V111ZM7 110H9V109H7ZM13 110V111H14ZM33 111H35L34 109H32ZM84 110H83V112H84ZM107 110V109H106ZM112 110V109H111ZM116 110V109H115ZM119 110V109H118ZM180 110V109H179ZM179 110H177V111H179ZM183 110V109H182ZM215 110V109H214ZM220 110H222V109H219V111ZM239 110V109H238ZM11 111V110H10ZM22 111H23V109H22ZM28 111V110H27ZM78 111H80L79 109H78ZM87 110H85V112H86ZM109 111H110V109H109ZM108 111V112H109ZM224 111V110H223ZM222 111V112H223ZM16 112H14V114L16 113ZM63 112V111H62ZM71 112V111H70ZM73 113H74V111H72ZM81 113H82V111H80ZM84 112V114H87V112L85 113ZM119 112H122V110L121 111H119ZM142 112V111H141ZM168 112V111H167ZM225 112H227V110L225 111ZM225 112H224V114H225ZM233 112V111H232ZM3 113H4V111L1 113L0 112V189L1 190H3L2 191V195H3V192H4V194H6V199H5V204L4 205H7V206H9L10 208H12L13 206H15V205H18V203L20 202V201H25V200H27V199H29L31 196H32V194L30 193V191L29 190H31L30 188L32 187L34 190H36V191H38V194H36V195H38L37 197H38V199L39 200H43V195H40V193L42 194V192H43V190H42V188H44V187H41V185H38V186H40V187H38V188H36V185H32V182H30V181H28V179H30V178H27L26 179V183H25V180H24V182H23V179L25 178V176L27 175L26 174V169L25 168H22L23 170H21V172H19V171H16V172H19V173H16L15 174V171L13 170V169H11V171L13 170L14 171V174H13V171L11 172L10 171V167H11V164L12 163H14V162H12V159L13 158H11L10 157V161L9 160H7L6 159V156L8 157L9 155H5V154H7V153H5V151H4V149L6 148V147H8L10 144H15L16 142L18 143V141L20 140L19 138H21L22 136H21V134L19 135L18 134V137L19 136H21V137H19L18 139H17V131L15 130V126L12 128V126L11 127H9V126H7L6 127V125H7V117H5L4 115H3ZM29 113H31V114H33V112L31 111V112H29ZM90 112H88V114H89ZM96 113V112H95ZM112 113V112H111ZM228 113H229V111H228ZM240 113H242V112H240ZM248 113V112H247ZM34 114H36V113H34ZM34 114H33V116H34ZM68 114H69V116H68ZM70 114L73 116L74 114H76V113H74V114H72V113H67L66 115L69 117V119L71 118V116H70ZM88 114H87V116H88ZM93 114V113H92ZM92 114H89V116L88 117H90ZM107 114V113H106ZM110 114V113H109ZM119 114V113H118ZM127 114H125V115H127ZM165 114V113H164ZM217 114V113H216ZM219 114H222L221 112L219 113ZM218 114V115H219ZM19 115V114H18ZM65 115V116H66ZM77 115V114H76ZM94 115V114H93ZM127 115V116H128ZM228 115V114H227ZM230 115H231V113H230ZM243 115H244V113H243ZM11 116H12V113H11ZM32 116V117H33ZM62 116V115H61ZM80 116H83V115H80ZM121 116V115H120ZM170 116V115H169ZM242 116V115H241ZM18 117H20L21 118V116H18ZM77 117V116H76ZM85 117V116H84ZM130 117H129V119H130ZM137 117H138V114H137ZM165 117V116H164ZM220 117H222V116H220ZM224 117V116H223ZM225 117H227L226 115H225ZM230 117V116H229ZM232 117H233V115L231 116V119H232ZM244 117V119H245V115L243 116ZM248 117V116H247ZM250 117H251V115H250ZM27 118H30V120H31V117H27ZM35 118V116L33 117V119ZM79 118V117H78ZM78 118L76 119L77 121H78ZM91 118V117H90ZM106 118V117H105ZM166 118V117H165ZM169 118V117H168ZM241 118V117H240ZM260 119L258 120V117H257V120L258 121H260L261 120V117H259ZM264 118V117H263ZM10 119V118H9ZM15 119V118H14ZM33 119H32V121H33ZM67 119V118H66ZM83 119V118H82ZM87 119V118H86ZM89 119V118H88ZM88 119L85 121V119L84 120H82L85 124H88V123H90V121L89 122H87L88 121ZM99 119V118H98ZM125 119V118H124ZM129 119H127V121L129 120ZM167 119V118H166ZM227 119V118H226ZM253 119H255V118H253ZM29 120V119H28ZM29 120V121H30ZM35 120V119H34ZM68 120V119H67ZM133 120V119H132ZM132 120H129L130 121V123H131V121ZM163 120V119H162ZM230 120V119H229ZM243 120V119H242ZM11 121H12V119H11ZM31 121V122H32ZM65 121V120H64ZM71 121H73L72 120V118H71ZM77 121H75V123L77 122ZM81 120H79V122H80ZM94 121V120H93ZM92 121V122H93ZM109 121V120H108ZM110 121H112L110 124H111V126H110V128L112 127V125H114V127H116L117 126V123H115L114 122V120H110ZM116 121V120H115ZM118 121V120H117ZM116 121V122H117ZM125 121V120H124ZM137 121V120H136ZM166 121V120H165ZM164 121V122H165ZM168 121V120H167ZM220 121V120H219ZM224 121V120H223ZM232 121V120H231ZM234 121V120H233ZM236 121V120H235ZM244 121V120H243ZM247 121V120H246ZM248 121H250V119L248 120ZM255 121V120H254ZM6 123V125H4L5 123ZM14 122H17V120L16 121H14ZM63 122V121H62ZM79 122H78V125H79ZM101 122H102V120H101ZM104 122H106V121H104ZM114 122V123H113ZM216 122V121H215ZM221 122H222V119H221ZM226 122V121H225ZM264 122V121H263ZM3 123V124H2ZM33 123V122H32ZM63 123H65V122H63ZM69 123H70V121H69ZM103 123V122H102ZM129 123V122H128ZM170 123V122H169ZM224 123V122H223ZM222 123V124H223ZM228 123H230V122H228ZM235 123H238V122H235ZM240 123V122H239ZM262 123V122H261ZM11 124H12V122H11ZM81 124V123H80ZM93 124V123H92ZM105 124V123H104ZM110 124H108V126L110 125ZM133 124H134V122H133ZM136 124V123H135ZM162 124H163V122H162ZM166 124V123H165ZM216 124V123H215ZM225 124H227V123H225ZM224 124V125H225ZM232 124V123H231ZM249 123H247V125H248ZM250 124H251V122H250ZM253 124V123H252ZM74 125H76V124H74ZM78 125H76V127L78 126ZM81 125H83V124H81ZM95 123H94V127H95ZM99 125H100V123H99ZM116 125V126H115ZM125 125H127V124H125ZM140 125V124H139ZM142 125V124H141ZM228 125H230V124H228ZM227 125V126H228ZM235 125V124H234ZM246 125V124H245ZM263 125H264V123H263ZM30 126H32V125H30ZM29 126V127H30ZM34 126V125H33ZM89 126V125H88ZM107 126V127H108ZM134 126H137V124L136 125H134ZM164 126V125H163ZM226 126V125H225ZM226 126V127H227ZM10 129H9V128ZM36 127V126H35ZM35 127H34V129L33 130H36L35 129ZM80 127H84V125L83 126H80ZM145 127V126H144ZM148 127V126H147ZM212 127V126H211ZM231 127V126H230ZM232 127H233V124H232ZM237 127H239V126H237ZM236 127V128H237ZM264 127V126H263ZM4 128H5V130H4ZM12 128V129H11ZM17 128V127H16ZM32 128V127H31ZM69 128V127H68ZM72 128V127H71ZM75 128V127H74ZM109 128V129H110ZM113 128V127H112ZM90 129H91V127H90ZM106 129H108V128H106ZM121 129V128H120ZM144 129V128H143ZM229 129V128H228ZM19 130V129H18ZM20 130H21V127H20ZM25 130V129H24ZM37 130H38V128H37ZM84 130V129H83ZM82 130V131H83ZM97 130H98V128H97ZM112 130V132H113V136L116 134L117 136L119 135V134H117V130H116V132L114 133V129H111ZM111 130H109V131H111ZM127 129H125V131H126ZM224 130V129H223ZM227 130V129H226ZM231 130V129H230ZM260 130V129H259ZM32 131V130H31ZM217 131V130H216ZM253 131V130H252ZM36 132V131H35ZM100 132H101V130H100ZM99 132V133H100ZM107 132V131H106ZM111 132V133H112ZM241 132V131H240ZM250 132V131H249ZM249 132H247V134L249 133ZM254 132V131H253ZM253 132H252V134H253ZM256 132V131H255ZM258 132V131H257ZM19 133V132H18ZM32 133V132H31ZM38 133V132H37ZM101 133H103V132H101ZM110 133V134H111ZM118 133H120V132H118ZM81 134V133H80ZM123 134V133H122ZM122 134H120L119 136L121 137V138H123L124 137V135H123V137L121 136ZM251 134V133H250ZM251 134V135H252ZM255 134V133H254ZM253 134V135H254ZM28 135V134H27ZM34 135V134H33ZM174 135V134H173ZM241 135H243L242 133H241ZM249 135V134H248ZM256 135V134H255ZM39 136H40V134H39ZM108 136V135H107ZM117 136H116V140H117ZM118 136V137H119ZM223 136V135H222ZM224 136H225V134H224ZM23 137H25V135L23 136ZM28 137V136H27ZM32 137H34L35 138V136H32ZM125 137H127V136H125ZM125 137H124V139H125ZM208 137V136H207ZM16 138V139H15ZM29 138H31L30 136H29ZM28 138V139H29ZM113 138H115V136L113 137ZM120 138V139H121ZM199 138V137H198ZM225 138V137H224ZM243 138V137H242ZM14 139H15V141H14ZM24 139H27V138H24ZM106 140L108 139L107 137L105 138ZM105 139H104V141H105ZM119 139V138H118ZM119 139V140H120ZM123 139V140H124ZM173 139H174V137H173ZM222 139V138H221ZM16 140H18V141H16ZM41 140V139H40ZM111 140V139H110ZM118 140V141H119ZM226 140V139H225ZM20 141H22L23 142V140H20ZM26 141V140H25ZM28 141V140H27ZM26 141V142H27ZM29 141H30V139H29ZM109 141V140H108ZM113 141H115V139L113 140ZM175 141V140H174ZM177 141V140H176ZM245 141H247V140H245ZM30 142H32V141H30ZM37 142V141H36ZM100 142V141H99ZM120 142V141H119ZM126 142V141H125ZM249 142V140L246 142V143H248ZM251 142V141H250ZM254 142H256V141H254ZM33 143V142H32ZM39 143V142H38ZM112 143V142H111ZM115 144H117L118 145V143L117 142H114ZM245 143V142H244ZM245 143V144H246ZM253 143V142H252ZM258 143V142H257ZM20 144V143H19ZM255 144V143H254ZM259 144H261V143H259ZM16 145V144H15ZM29 145V144H28ZM41 145V144H40ZM205 145V144H204ZM239 145V147L240 148H242V146H240V144H238ZM243 145V144H242ZM247 145H249V144H247ZM253 145V144H252ZM11 146V145H10ZM120 146V145H119ZM244 146V145H243ZM250 146V145H249ZM249 146H247L248 147V149H249ZM261 146V145H260ZM14 147V149L16 148V146H13ZM13 147L12 148H10L9 150L10 151H7V152H11L10 154H11V156L13 157V155H12V151H11V149L14 151V149H13ZM17 147H18V145H17ZM35 147V146H34ZM186 147V146H185ZM200 147V146H199ZM219 147V146H218ZM217 147V148H218ZM227 147V146H226ZM236 148H237V146H235ZM253 147V146H252ZM256 147H258V146H256ZM33 148V147H32ZM31 148V149H32ZM36 148V147H35ZM202 148V146L199 148V150H205V149H201ZM206 148H208V147H206ZM220 148V147H219ZM224 148V147H223ZM246 148V147H245ZM245 148H243V149H245ZM259 148V147H258ZM116 149V148H115ZM188 149V148H187ZM210 150H211V148H209ZM222 149V148H221ZM229 149V148H228ZM243 149H241V150H243ZM17 150V149H16ZM40 150V149H39ZM213 150V149H212ZM223 150H225V149H223ZM223 150H220L221 151V153L222 152H224ZM234 150V149H233ZM232 150V151H233ZM237 150H240V149H237ZM246 150V149H245ZM35 151V150H34ZM47 151V150H46ZM183 151H185V150H183ZM217 151H219V149L217 150ZM226 151V150H225ZM230 151V150H229ZM247 151V150H246ZM246 151H245V153L243 154V155H245V154H248L247 156H249V160L251 159V161L254 159V156H255V154H256V151H247V153H246ZM15 152V151H14ZM18 152V151H17ZM191 152V151H190ZM190 152H187V153H190ZM198 152V151H197ZM202 152V151H201ZM244 152V151H243ZM243 152H241V154L243 153ZM261 152V151H260ZM196 153V152H195ZM203 153V152H202ZM220 153V152H219ZM229 153V152H228ZM234 153V152H233ZM232 153V154H233ZM31 154V153H30ZM35 154V153H34ZM39 154V153H38ZM42 154H44V153H42ZM62 154V153H61ZM198 154H200V153H198ZM204 154V153H203ZM227 154V153H226ZM226 154H222V156H224V157H227V156H229V154H227V156H225ZM236 154H237V152H236ZM235 154V155H236ZM235 155H233V156H235ZM261 155V154H260ZM43 156V155H42ZM199 156V155H198ZM219 156H221V155H219ZM237 156H241L242 157V155H238L237 154ZM257 156V155H256ZM259 156V155H258ZM35 156H33V158H34ZM196 157V156H195ZM232 157V156H231ZM219 158V157H218ZM229 158H230V156H229ZM233 158H236V157H233ZM258 158V157H257ZM9 159V158H8ZM16 159V158H15ZM225 159V158H224ZM223 159V157H222V160H224ZM237 159V158H236ZM235 159V160H236ZM17 160V159H16ZM227 160H228V157H227ZM232 159H230V162H229V164L232 162L231 161ZM234 160V159H233ZM37 161V160H36ZM258 161V160H257ZM226 162V161H225ZM228 162V161H227ZM237 162V161H236ZM236 162H232V163H234L233 165H230V166H235V163ZM240 162V161H239ZM246 162V161H245ZM247 162H248V159H247ZM17 163V162H16ZM187 163V162H186ZM231 163V164H232ZM252 163V162H251ZM260 163V161L258 162V164H256L257 166H256V168H259V170L261 169V171H264V163H263V165H260L259 164ZM19 164V163H18ZM196 164V163H195ZM226 164H228V163H226ZM243 164V163H242ZM24 165V164H23ZM22 165V166H23ZM36 165V164H35ZM188 165V164H187ZM238 165V162H237V164H236V166ZM240 165V164H239ZM253 165V164H252ZM10 166V167H9ZM14 166H15V163H14ZM21 166V167H22ZM28 166H30V165H28ZM190 166V165H189ZM33 168H34V166H32ZM36 167V166H35ZM186 167V166H185ZM192 167V166H191ZM226 167V166H225ZM27 168V167H26ZM31 168V167H30ZM231 168V167H230ZM252 168H255V166H252L251 167V165H250V163L248 162L247 164L245 163V164H243V165H241V166H239V169L240 170H245L246 169V171H247V169H252ZM36 169H38V167L36 168ZM45 169V168H44ZM229 169V168H228ZM15 170H19V169H15ZM32 170V169H31ZM40 170V169H39ZM51 170V169H50ZM230 170V169H229ZM29 171V170H28ZM28 171H27V173H28ZM35 171V170H34ZM45 172V174H47L48 175V172H47V170H44ZM227 171V170H226ZM225 171V172H226ZM242 171V172H243ZM224 172V171H223ZM224 172V173H225ZM251 172V171H250ZM177 173V172H176ZM253 173V172H252ZM264 173V172H263ZM263 173H260V174H263ZM41 174H43V172L41 173ZM63 174H64V176H63ZM234 174V173H233ZM257 174V173H256ZM255 174V175H256ZM29 175V174H28ZM27 175V176H28ZM228 175H230V174H228ZM249 176H250V174H248ZM252 175V174H251ZM257 175H259V173L257 174ZM256 175V176H257ZM87 176V175H86ZM241 176H242V173H241ZM46 177V176H45ZM47 177H49L47 180V186L49 187L48 189L50 190V192H51V190H53L52 191V193L55 195V191L54 190H56L57 192H59L62 188H68V187H70V183H69V179H68V175L66 174V173H62V175H60V174H57L56 176L55 175H48ZM89 177V176H88ZM258 177V176H257ZM33 178V177H32ZM40 178H41V176H40ZM66 178V179H65ZM75 178V177H74ZM183 178V177H182ZM250 178V177H249ZM260 178V177H259ZM87 179V178H86ZM85 178L83 179V180H86ZM93 179V178H92ZM255 179V178H254ZM256 179H258V178H256ZM262 179V178H261ZM38 180H39V178H38ZM37 180V181H38ZM45 180V179H44ZM89 180V179H88ZM88 180H87V183H88ZM43 181V180H42ZM252 181V180H251ZM254 181H257V180H254ZM261 181V180H260ZM259 181V182H260ZM31 183V187L30 188H28V186L26 185L25 186V184H27V183ZM33 182H35V181H33ZM44 182H46V181H44ZM86 182V181H85ZM262 182V181H261ZM29 183V184H30ZM39 183V182H38ZM40 183H42V182H40ZM81 183V182H80ZM90 183H92V182H90ZM263 183V182H262ZM28 184V185H29ZM34 184V183H33ZM264 184V183H263ZM22 185V186H21ZM75 185V184H74ZM84 185V184H83ZM92 185H94V183L92 184ZM91 184H90V186H92ZM98 185V183L96 184L95 183V187ZM104 185V184H103ZM30 186V185H29ZM44 186H46V185H44ZM82 186V185H81ZM75 187H77V185L75 186ZM47 188V187H46ZM45 188V189H46ZM86 188V187H85ZM85 188H83V187H81L80 189H79V191H81V193H84L85 194V196H88V197H96V195L97 194H95V193H97V192H95V190L92 192V191H90L89 192V190L90 189H92V187H89V189H85ZM97 188V187H96ZM40 189H41V192H40ZM98 189V188H97ZM97 189H96V191H97ZM66 190H64V192H65ZM71 191V190H70ZM1 192V191H0ZM32 192V191H31ZM61 192V191H60ZM63 192V191H62ZM47 193H48V191H47ZM74 193V192H73ZM76 193V192H75ZM31 194V195H30ZM46 194V193H45ZM60 194V193H59ZM35 195V196H36ZM65 195V194H64ZM83 195V194H82ZM27 196H30V197H27ZM45 196V195H44ZM47 196H48V194H47ZM53 196V195H52ZM71 196V195H70ZM78 196H81V195H79L78 194ZM183 196V195H182ZM233 195H232V193H230L229 194V198L231 199V201H232V197ZM252 196V195H251ZM4 198H5V196H3ZM37 197H36V199H37ZM250 197V196H249ZM248 197V198H249ZM31 198H33V196L31 197ZM56 198H57V196H56ZM61 198H62V196H61ZM60 198V199H61ZM65 199V201H67V200H69L68 199V197L66 198V197H64ZM192 198V197H191ZM228 198V197H227ZM255 198H256V196H255ZM2 199V198H1ZM34 199H35V197H34ZM35 199V200H36ZM37 199V200H38ZM59 199V200H60ZM87 199V198H86ZM184 199L185 198H183V203H184ZM38 200V202H40ZM46 200V199H45ZM58 200V201H59ZM82 200V199H81ZM103 200H105V199H103ZM186 200V199H185ZM250 200H251V198H250ZM34 201V200H33ZM61 201H62V199H61ZM87 201V200H86ZM178 201H179V199H178ZM253 201V200H252ZM2 202V201H1ZM77 202V201H76ZM176 202V201H175ZM233 202V201H232ZM254 202V201H253ZM258 202V201H257ZM2 203H4V202H2ZM49 203V202H48ZM58 203V202H57ZM66 204H67V202H65ZM64 203V204H65ZM68 203H69V201H68ZM75 203V202H74ZM96 203V202H95ZM182 203V205L180 206V210L179 211H181V214L182 213H184V211L186 212V210H188L187 208H186V202L183 204ZM245 203H247V202H245ZM250 203H252V202H250ZM258 203H260V202H258ZM24 204V203H23ZM22 204V205H23ZM30 204V203H29ZM38 204V203H37ZM52 204V203H51ZM55 204V203H54ZM227 204V203H226ZM236 204H238V203H236ZM241 204V203H240ZM3 205V204H2ZM21 205V204H20ZM22 205H21V207H22ZM40 205V204H39ZM74 205V204H73ZM233 205H235L234 203H233ZM258 205V204H257ZM12 206V207H11ZM38 206V205H37ZM45 206V205H44ZM132 206V205H131ZM184 206H185V208H184ZM246 206V205H245ZM253 206H254V204H253ZM262 206H264V205H262ZM36 207V206H35ZM35 207H34V209H35ZM103 207V206H102ZM179 207V206H178ZM236 207V206H235ZM249 207V206H248ZM260 207V206H259ZM63 208V207H62ZM72 207H70V208H65V215L67 214L68 216H70V217H72L73 218V220H76V221H78L79 222V218H80V216L79 215H75V213L73 212V210L71 209ZM79 208V207H78ZM112 208V207H111ZM247 208V207H246ZM251 208H254V207H251ZM258 208V207H257ZM4 209V208H3ZM9 209V208H8ZM14 209V208H13ZM19 209V208H18ZM33 209V210H34ZM86 209V208H85ZM173 209V208H172ZM175 209V211H177L176 210V208H174ZM222 209V208H221ZM238 209V208H237ZM263 209H264V207H263ZM10 210V209H9ZM32 210V209H31ZM32 210V211H33ZM113 210V209H112ZM223 210V209H222ZM4 211V210H3ZM3 211H1V212H3ZM19 211V210H18ZM17 211V212H18ZM35 211H37V210H35ZM57 211V210H56ZM74 211H75V209H74ZM84 211V210H83ZM179 211H177L178 213H179ZM221 211V210H220ZM226 211V210H225ZM241 211H242V209H241ZM248 211H251V210H248ZM247 211V212H248ZM257 211H259V210H257ZM50 212V211H49ZM81 212H82V210H81ZM176 212V213H177ZM253 212V211H252ZM7 213H8V211H7ZM6 213V214H7ZM14 213V212H13ZM47 213V212H46ZM45 213V214H46ZM188 213V212H187ZM186 213V214H187ZM246 213V212H245ZM2 214V213H1ZM4 214V213H3ZM16 214V213H15ZM20 214V213H19ZM26 214V213H25ZM56 214V213H55ZM63 214V213H62ZM79 214V213H78ZM81 214V213H80ZM83 214H85V213H83ZM189 215H191L190 214V212L188 213ZM196 214V211H195V213H194V211H193V215H195ZM249 215H250V212L248 213ZM61 215V214H60ZM193 215H191V221L192 222H194V221H197V220H194L195 218H197V215L195 216V217H193V219H192V216ZM229 215V214H228ZM235 215V214H234ZM243 215V214H242ZM245 215V214H244ZM253 215V214H252ZM63 217H64V215H62ZM86 216V215H85ZM85 216H83L84 218H85ZM87 216H89V215H87ZM182 216V215H181ZM184 216L185 217H187L186 219H187V221L190 219H188V216L187 215H185L184 214ZM227 216V215H226ZM230 216V215H229ZM240 216V215H239ZM238 216V217H239ZM2 217H3V215H2ZM16 217V216H15ZM46 217V216H45ZM65 217H67V216H65ZM176 217H178V216H176ZM190 217V216H189ZM256 217V216H255ZM254 217V218H255ZM259 217V216H258ZM261 217V216H260ZM259 217V218H260ZM5 218V217H4ZM11 218V217H10ZM262 218V217H261ZM7 219V218H6ZM16 219V218H15ZM14 219V220H15ZM44 219V218H43ZM66 219V218H65ZM83 219V218H82ZM90 219V218H89ZM183 219V218H182ZM230 219V218H229ZM240 219V218H239ZM241 219H244V218H241ZM246 219V218H245ZM250 219V218H249ZM263 219V218H262ZM23 220H24V218H23ZM61 220H63L62 218H61ZM232 220V219H231ZM3 221V220H2ZM97 221V220H96ZM190 221V220H189ZM191 221H190V223H191ZM256 221H258V220H256ZM261 221V220H260ZM32 222V221H31ZM229 222V221H228ZM238 222H239V220H238ZM242 222H244V221H242ZM26 223V222H25ZM24 223V224H25ZM35 222H33V224H34ZM60 223V222H59ZM64 223V222H63ZM90 223V222H89ZM195 223V222H194ZM256 223V222H255ZM21 224V223H20ZM62 224V223H61ZM193 224V223H192ZM236 224V223H235ZM239 224V223H238ZM94 225V224H93ZM92 225V226H93ZM197 225V224H196ZM253 225H254V223H253ZM258 225V224H257ZM261 225V224H260ZM259 225V226H260ZM264 225V224H263ZM31 226H33V225H31ZM35 226V225H34ZM252 226V225H251ZM258 226V227H259ZM60 227H61V225H60ZM94 227V226H93ZM247 226L245 225V228H246ZM76 228V227H75ZM86 228L87 229H85V231L83 230V231H78V233H77V235H80L79 236V241H78V245L79 246H83V247H87V246H90V248L92 249V250H94V251H96V252H98V254H100V255H105V257H107L108 259L107 260H105V258H104V263H102V264H133V262H132V260L129 258V257H127L126 256V254H125V251L122 249L123 247L122 246H120V247H122V248H120V247H117L118 245L115 243L114 244V246L109 242V240L107 239V237L105 238L103 235H102V233H100V231H98L96 228H90V226L88 225V226H86ZM175 228H177V227H175ZM257 228V227H256ZM262 228V227H261ZM30 229V228H29ZM28 229V230H29ZM32 229V228H31ZM57 229V228H56ZM174 229V228H173ZM180 228H178V229H176L177 231H176V233L178 232V230H179ZM26 230V229H25ZM66 230V229H65ZM73 230H74V228H73ZM219 230V229H218ZM261 230V229H260ZM76 232H77V230H75ZM74 231V232H75ZM182 231V230H181ZM180 231V232H181ZM184 231V230H183ZM212 231V233H214V230H211ZM237 231V230H236ZM256 231H258V228H257V230ZM174 232H175V230H174ZM173 232V233H174ZM185 232V231H184ZM183 232V233H184ZM191 232V231H190ZM189 232V233H190ZM208 232V231H207ZM216 232V231H215ZM244 232H245V229H244ZM261 232V231H260ZM26 233V232H25ZM31 233V232H30ZM183 233H181V234H183ZM258 233L259 232H257V235H258ZM12 234V233H11ZM180 234V233H179ZM186 234H187V232H186ZM208 234H210L209 232H208ZM218 234H220V233H218ZM250 234V233H249ZM255 234V233H254ZM5 235V234H4ZM8 235V234H7ZM30 235V234H29ZM45 235H47L46 233H45ZM65 235V234H64ZM76 234H75V236H77ZM177 235V234H176ZM187 235H189V234H187ZM194 235V234H193ZM207 235V234H206ZM213 234H211V236H212ZM247 235V234H246ZM28 236V235H27ZM32 236V235H31ZM42 236V235H41ZM67 236V235H66ZM72 236V235H71ZM179 236V235H178ZM186 236V235H185ZM185 236H184V238H185ZM192 236V235H191ZM201 236V235H200ZM215 235H213V237H214ZM225 236V235H224ZM229 236V235H228ZM251 236V235H250ZM49 237V236H48ZM73 237V236H72ZM78 237V236H77ZM227 237V236H226ZM244 237V236H243ZM1 238V237H0ZM42 238H44V234H43V237ZM42 238H41V240H42ZM64 238V237H63ZM68 238V237H67ZM70 238V237H69ZM181 238H183V237H181ZM183 238V239H184ZM188 238V237H187ZM212 238V237H211ZM215 238V237H214ZM249 238V237H248ZM252 238V237H251ZM253 238H254V236H253ZM262 238H264V235L262 236ZM262 238H261V235L260 236H257L256 238H255V242L257 241L258 242V244L257 243H254L255 245H251V246H249L250 244H248V247L246 246V247H242L241 249H242V252H243V259H244V261L243 262H245L246 264H259V263H262L263 261H264V242H263V240H262ZM31 239V238H30ZM46 238H44V240H45ZM163 239V238H162ZM177 239V238H176ZM186 239V238H185ZM189 239V238H188ZM193 239V238H192ZM237 239V238H236ZM1 240V239H0ZM5 240V239H4ZM18 240H19V238H18ZM125 240V239H124ZM166 240V239H165ZM168 241H169V239H167ZM179 240V239H178ZM177 240V241H178ZM219 240V239H218ZM224 240V239H223ZM211 241H212V239H211ZM220 241V240H219ZM227 241V240H226ZM231 241V240H230ZM253 241V240H252ZM251 241V242H252ZM52 242V241H51ZM124 242V241H123ZM165 242V241H164ZM171 242V241H170ZM174 241L172 240V243H173ZM188 242V241H187ZM192 242V241H191ZM218 242V241H217ZM216 242V243H217ZM228 242V241H227ZM244 242V241H243ZM246 242V241H245ZM1 243V242H0ZM50 242L48 241L47 242V245L49 244ZM69 243H70V241H69ZM77 243V242H76ZM182 243V242H181ZM206 243V242H205ZM204 243V244H205ZM237 244H238V242H236ZM241 243V242H240ZM45 244V243H44ZM65 244V243H64ZM71 244H73V242L71 243ZM125 244V243H124ZM157 244V243H156ZM209 244V243H208ZM215 244V243H214ZM214 244H210V245H214ZM225 244V243H224ZM12 245H14V244H12ZM19 245V244H18ZM62 245V244H61ZM68 245V244H67ZM117 245V246H116ZM171 245V244H170ZM222 245V244H221ZM232 245H234L233 243H232ZM240 245V244H239ZM243 245V244H242ZM51 246V245H50ZM159 246V245H158ZM166 246H167V244H166ZM186 246V245H185ZM189 246V245H188ZM207 246V245H206ZM7 247V246H6ZM5 247V248H6ZM13 247V246H12ZM19 247V246H18ZM74 247V246H73ZM83 247H81V249H83ZM205 247V246H204ZM210 247V246H209ZM218 247V246H217ZM221 246H219L218 248H220ZM237 247V246H236ZM1 248V247H0ZM4 248V249H5ZM89 248V247H88ZM164 248V247H163ZM180 248H181V246H180ZM213 248V247H212ZM223 248V247H222ZM225 248H226V246H225ZM230 248H232V246L230 247ZM61 249V248H60ZM79 249V248H78ZM175 249V248H174ZM227 249V248H226ZM226 249H224V250H226ZM232 249H234V247L232 248ZM2 250H3V248H2ZM2 250H1V252H2ZM9 250V249H8ZM15 250H16V248H15ZM84 250V249H83ZM168 250L169 249H167V252H168ZM207 250V249H206ZM218 250V249H217ZM236 250V249H235ZM48 251H49V249H48ZM78 251V250H77ZM165 251V250H164ZM169 251H171V252H173L172 250H169ZM199 251V250H198ZM219 251V250H218ZM217 251V252H218ZM238 251H240L241 252V250H238ZM9 252V251H8ZM57 252V251H56ZM90 252V251H89ZM163 252V251H162ZM194 252V251H193ZM214 252V251H213ZM221 252V251H220ZM234 252V251H233ZM3 253V252H2ZM23 253V252H22ZM70 253V252H69ZM168 253H170V252H168ZM168 253H166V254H168ZM198 253V252H197ZM199 253H201L200 251H199ZM6 254V253H5ZM25 254V253H24ZM49 254V253H48ZM48 254H47V256H48ZM55 254V253H54ZM79 254V253H78ZM165 254V252L163 253V255ZM210 254V253H209ZM215 254V253H214ZM217 254V253H216ZM219 254V253H218ZM227 254V253H226ZM4 255V254H3ZM45 255V254H44ZM69 255V254H68ZM157 255V254H156ZM242 255V254H241ZM241 255H239V257L241 256ZM2 256V254H0V257ZM6 256V255H5ZM14 256V255H13ZM52 256V255H51ZM58 256V255H57ZM88 256V255H87ZM228 256H229V254H228ZM92 257H93V255H92ZM134 257H135V255H134ZM189 257V256H188ZM174 258V257H173ZM206 258H209V257H206ZM2 259V258H1ZM51 259V258H50ZM81 259V258H80ZM93 259V258H92ZM134 259V258H133ZM140 259V258H139ZM200 259V258H199ZM210 259V258H209ZM3 260V259H2ZM0 261V263H2V262H5V261ZM52 260V262H54L53 261V259H51ZM54 260H58L57 259V257L55 256V259ZM67 261H68V259H66ZM91 260V259H90ZM98 260V259H97ZM96 260V261H97ZM177 260V259H176ZM201 260V259H200ZM215 260V259H214ZM10 260H8V263H10L9 262ZM20 261H21V259H20ZM61 261V260H60ZM95 261V262H96ZM146 261V260H145ZM24 262V261H23ZM48 262V261H47ZM51 262V261H50ZM50 262H48V264L50 263ZM56 262V261H55ZM62 262H64V261H62ZM144 262V261H143ZM148 262V261H147ZM146 262V263H147ZM165 262H166V260H165ZM176 262V261H175ZM189 262V261H188ZM198 262V261H197ZM210 262V261H209ZM259 262V263H258ZM59 263V262H58ZM61 263V262H60ZM65 263V262H64ZM190 263V262H189ZM11 264V263H10ZM13 264H14V261H13ZM52 264V263H51ZM54 264V263H53ZM62 264V263H61ZM66 264V263H65ZM75 264V263H74ZM91 264V263H90ZM158 264V263H157ZM187 264V263H186ZM207 264V263H206ZM212 264H214V262L212 263ZM240 264H242L241 262H240Z\"/></svg>", "mask_w": 264, "mask_h": 264}]
</instances>
